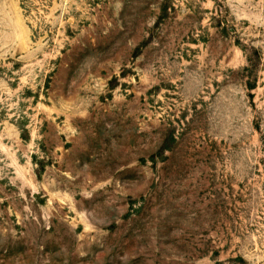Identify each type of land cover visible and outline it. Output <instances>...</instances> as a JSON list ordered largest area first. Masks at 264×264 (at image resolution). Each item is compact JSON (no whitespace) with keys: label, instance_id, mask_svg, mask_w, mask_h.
I'll return each instance as SVG.
<instances>
[{"label":"rangeland","instance_id":"rangeland-1","mask_svg":"<svg viewBox=\"0 0 264 264\" xmlns=\"http://www.w3.org/2000/svg\"><path fill=\"white\" fill-rule=\"evenodd\" d=\"M0 264H264V0H0Z\"/></svg>","mask_w":264,"mask_h":264}]
</instances>
